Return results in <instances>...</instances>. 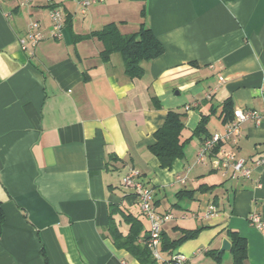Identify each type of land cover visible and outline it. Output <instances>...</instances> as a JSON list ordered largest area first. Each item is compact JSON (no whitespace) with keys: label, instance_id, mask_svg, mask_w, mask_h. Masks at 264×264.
I'll return each mask as SVG.
<instances>
[{"label":"crops","instance_id":"1","mask_svg":"<svg viewBox=\"0 0 264 264\" xmlns=\"http://www.w3.org/2000/svg\"><path fill=\"white\" fill-rule=\"evenodd\" d=\"M80 1H53L65 16L54 37L46 0H0V264H46L42 249L49 264H141L107 229L111 204L151 228L123 180L132 167L157 210L173 215L163 225L171 238L204 227L176 250L189 264H233L230 250L220 263L205 253L231 241L228 229L248 241L245 264H264V227L249 219L264 221V163L231 177L216 152L198 160L203 140L195 133L207 115L210 133L224 134L230 98L260 120L243 121L240 136L221 147L250 164L264 158V0ZM35 21L44 35L33 47ZM142 21L165 51L143 63L141 77L126 73L118 52L103 61L98 38H76L110 22L132 33ZM170 109L183 112L181 139L189 140L185 156L165 168L151 146ZM211 204L216 215H208ZM114 217L127 233L123 215ZM161 244L160 260L170 259Z\"/></svg>","mask_w":264,"mask_h":264},{"label":"trees","instance_id":"2","mask_svg":"<svg viewBox=\"0 0 264 264\" xmlns=\"http://www.w3.org/2000/svg\"><path fill=\"white\" fill-rule=\"evenodd\" d=\"M144 14V11L142 12ZM98 38L103 43V49L100 52V57L103 61H109L113 53L118 52L122 55L126 73L132 77H141L145 73L143 63L154 58H158L164 51V45L157 38L151 27L142 21L140 28L132 33L121 32L118 23L110 22L102 29L89 32L87 34L78 35L77 40L85 38ZM234 105L230 98L225 100L222 109L224 122H230L234 119ZM183 112L176 109H170L167 113L166 120L163 125L156 130V143L151 146V150L157 156L161 163V167L170 168L175 161V158L185 156V144L189 140L181 139L182 130L185 127ZM209 116L203 115L195 133L201 135V139L212 136L208 127ZM223 141L216 143L214 152H218ZM209 186L207 188H211ZM108 232L112 237L113 242L119 248H125L132 256L138 258L141 264H166L167 260H160L154 255L153 249L149 245L150 230L144 229L143 221L130 212H124L120 206L111 204V211ZM121 213L124 220L129 224L127 233L122 231L120 225L114 215ZM5 221V212L0 200V238L3 231ZM204 227L195 229L180 228L181 234L177 238H171L166 232H161V249L163 252L170 254L172 257L177 248L186 240L195 238ZM227 234L232 242V259L233 264H245L248 258V241L241 236L237 230L228 229ZM43 257L46 264L48 263L47 255L42 249ZM213 257L218 263L222 261V253H218L216 249H208L205 252ZM170 257V259H171ZM189 264V263H188Z\"/></svg>","mask_w":264,"mask_h":264},{"label":"built area","instance_id":"3","mask_svg":"<svg viewBox=\"0 0 264 264\" xmlns=\"http://www.w3.org/2000/svg\"><path fill=\"white\" fill-rule=\"evenodd\" d=\"M50 6V18L53 25L52 36L59 37L62 28L65 24V16L61 7L57 6L53 1L46 0ZM92 0H81L80 3L86 7L91 4ZM43 35L40 30V24L38 21L31 22L29 38L32 46H36L40 40H42ZM25 43V40H22ZM235 117L228 124L227 129L224 134L216 132L212 134L209 138L202 142L201 149L198 155L199 161H204L207 156L214 153L216 143L223 141L224 139H229L232 135L240 136V124L251 118L255 117L257 122H259V116L255 110H243L235 109ZM219 156V168L225 172H231V177L245 176L248 177L252 174L253 169L264 163V158H259L250 164L245 158L237 157L234 153L224 150L222 147L219 148L218 152L215 153ZM139 177V171L132 167L129 169L128 173L124 176V183L127 185L134 186L137 198L139 199V204L143 213L150 219V240L149 245L153 249L154 255L160 258L157 246L161 240V232L163 230V225L166 221H170L173 215L170 213H161L157 210L154 204V193L150 186L137 180ZM208 215H216L218 213V208L215 204L209 205ZM251 224L262 228L264 227V221L261 217L253 213L249 217ZM189 257L181 252L175 253L171 259L167 261L166 264H188Z\"/></svg>","mask_w":264,"mask_h":264},{"label":"water","instance_id":"4","mask_svg":"<svg viewBox=\"0 0 264 264\" xmlns=\"http://www.w3.org/2000/svg\"><path fill=\"white\" fill-rule=\"evenodd\" d=\"M232 249L231 241L228 238H224L222 242V246L219 249L218 253H222L224 251H229Z\"/></svg>","mask_w":264,"mask_h":264},{"label":"rangeland","instance_id":"5","mask_svg":"<svg viewBox=\"0 0 264 264\" xmlns=\"http://www.w3.org/2000/svg\"><path fill=\"white\" fill-rule=\"evenodd\" d=\"M47 2V1H46ZM142 217H143V219L145 220V225H148V224H150L149 223V219H148V217H146V216H144V215H142ZM227 254H229L228 256L230 257L231 255H230V253H227ZM164 255V254H163Z\"/></svg>","mask_w":264,"mask_h":264}]
</instances>
